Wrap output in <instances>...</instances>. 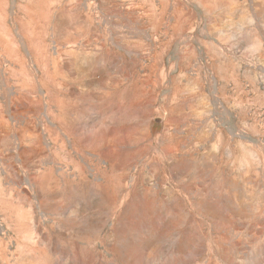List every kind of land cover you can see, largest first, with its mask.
<instances>
[{"label": "rangeland", "instance_id": "rangeland-1", "mask_svg": "<svg viewBox=\"0 0 264 264\" xmlns=\"http://www.w3.org/2000/svg\"><path fill=\"white\" fill-rule=\"evenodd\" d=\"M0 264H264V0H0Z\"/></svg>", "mask_w": 264, "mask_h": 264}]
</instances>
